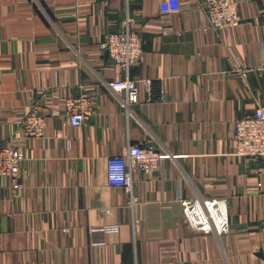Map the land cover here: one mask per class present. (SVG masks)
<instances>
[{"label":"crops","instance_id":"crops-1","mask_svg":"<svg viewBox=\"0 0 264 264\" xmlns=\"http://www.w3.org/2000/svg\"><path fill=\"white\" fill-rule=\"evenodd\" d=\"M238 13L215 31L200 0H0V144L24 154L21 188L0 178V264H264L263 167L233 141L235 121L264 107V0ZM127 14L144 45L125 72L100 45ZM126 78L138 83L128 118L110 88ZM145 79L161 83L152 100ZM83 95L92 113L72 127L65 101ZM29 115L41 136L25 135ZM145 142L168 157L133 174L131 209L107 161ZM198 197L227 199L228 234L187 225L181 200Z\"/></svg>","mask_w":264,"mask_h":264},{"label":"built area","instance_id":"built-area-1","mask_svg":"<svg viewBox=\"0 0 264 264\" xmlns=\"http://www.w3.org/2000/svg\"><path fill=\"white\" fill-rule=\"evenodd\" d=\"M130 3L132 0H124ZM172 0H164L165 4ZM200 9L205 13L209 27L215 31L236 28L241 24L238 13V0H200ZM134 18L127 14L123 26L118 32L106 33L100 47L104 53L125 72L140 61L143 53L144 40L139 33L133 30ZM264 78V58L260 69ZM243 79L247 78L245 69H238ZM149 98L152 100L153 86L159 81L142 80ZM154 83V84H153ZM161 84V83H160ZM115 97L125 116L129 117L131 107L138 103V83L126 78L110 84ZM158 101H164V92H159ZM149 99V100H150ZM92 99L86 95L79 98H69L65 101L70 125L82 126L92 113ZM25 135L41 136L43 134V118L29 115L25 118ZM233 141L236 155L240 158H252L262 164L260 176L264 178V107H257L252 114L237 119L234 124ZM168 155L161 153L151 142L142 145H128L119 155L109 157L107 161V181L111 187L120 188L128 197V206L134 209L139 199L134 191L133 174L142 173L151 175L160 166ZM24 154L19 146L11 140L0 144V178L9 179L13 186L20 189V172ZM183 215L187 225L202 234L215 233L218 236L231 231L228 202L226 198H204L181 200ZM138 218L132 219V230L135 233L139 226ZM119 226H106L93 229L92 232L116 233ZM104 242L97 246H104ZM145 264V263H137ZM178 264H183L178 262Z\"/></svg>","mask_w":264,"mask_h":264}]
</instances>
